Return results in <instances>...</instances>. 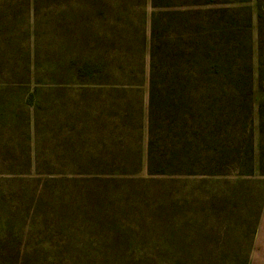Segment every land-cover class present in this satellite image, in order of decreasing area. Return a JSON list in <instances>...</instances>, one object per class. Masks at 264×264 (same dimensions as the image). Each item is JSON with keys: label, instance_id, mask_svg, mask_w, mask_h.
<instances>
[{"label": "rangeland", "instance_id": "obj_1", "mask_svg": "<svg viewBox=\"0 0 264 264\" xmlns=\"http://www.w3.org/2000/svg\"><path fill=\"white\" fill-rule=\"evenodd\" d=\"M188 1L0 0V264H253L264 0ZM187 10L212 17L206 89L188 121L160 114L151 174V18L168 57ZM115 34L143 43L142 85L81 88L93 53L108 77Z\"/></svg>", "mask_w": 264, "mask_h": 264}, {"label": "trees", "instance_id": "obj_2", "mask_svg": "<svg viewBox=\"0 0 264 264\" xmlns=\"http://www.w3.org/2000/svg\"><path fill=\"white\" fill-rule=\"evenodd\" d=\"M230 0H196L185 3L187 7H211L218 4L229 3ZM154 8L161 7L158 0H151ZM166 7H170L166 4ZM191 12L183 15L189 17L185 20L180 32L178 45L171 47V56L163 57L157 44V26L155 12L151 18V40L149 43L150 74L148 79L149 89V124L151 138L149 140V172L151 174H164L163 169H156L153 164L154 128L161 119L160 114H172L170 122H182L187 119L186 110L189 108L187 95L191 90L206 89L207 83V58L209 57L210 37L212 32V17L206 15L210 11L196 12L202 17H191ZM115 39L109 47L111 54L107 56L108 77H103L102 63L93 53L90 62L80 68L81 88H108L125 91L134 90L142 85L139 78L142 57L144 55L143 43L135 36L122 37L115 34ZM148 46V45H147ZM148 48V47H147ZM170 48V49H171ZM169 49V51H170ZM115 57V58H114ZM114 64V65H113ZM208 65V63H207ZM170 119V118H169ZM166 118V120H169Z\"/></svg>", "mask_w": 264, "mask_h": 264}, {"label": "crops", "instance_id": "obj_3", "mask_svg": "<svg viewBox=\"0 0 264 264\" xmlns=\"http://www.w3.org/2000/svg\"><path fill=\"white\" fill-rule=\"evenodd\" d=\"M255 259L253 264H264V215L261 217L255 240Z\"/></svg>", "mask_w": 264, "mask_h": 264}]
</instances>
